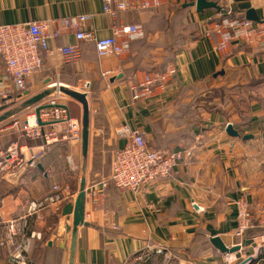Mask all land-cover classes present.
Listing matches in <instances>:
<instances>
[{"label": "crops", "instance_id": "0c3cea01", "mask_svg": "<svg viewBox=\"0 0 264 264\" xmlns=\"http://www.w3.org/2000/svg\"><path fill=\"white\" fill-rule=\"evenodd\" d=\"M118 1L112 0L113 4ZM193 1L166 0L159 10L143 14L121 12L119 22L140 23L146 32L127 58L100 59L94 44L85 42L80 59L70 64L57 49L76 43L74 35L51 43L53 52L45 58V70L32 79L23 103L46 91L49 80L59 76L61 86L69 87L65 92L78 93L86 100L83 103L66 93L59 101L79 123L80 138L67 141L63 123L41 127L37 140L26 138L16 124L25 120L26 109L0 123V156L11 147H17L20 154L16 173L0 176V264H12L9 250L1 246L10 223L15 221L16 228L24 230L26 222L32 230L33 221L23 220L28 205L51 194L54 185H68L72 197L59 211L47 210L36 223L42 239L27 245L24 237L17 236V242L27 245L32 264H133L132 258L139 256L142 260L137 264H225V255L211 239L221 238L228 248L239 243L234 235L236 202L242 198L250 204L256 227L246 235L245 247L235 254V264L257 254L264 244V50L236 46L225 58L217 54L213 43L200 35L201 25L217 12L214 9L197 13L187 5L184 17L197 30H189L186 22L178 32L173 30V8L184 10ZM216 1L218 6L225 2ZM231 2L239 15L247 18L253 13L259 22L263 18L264 0ZM104 4L105 0H0V25L87 14L92 16L87 29L102 38L111 35L112 26L103 14ZM170 62L177 66L175 79L152 98L135 103L130 86L148 69ZM118 66H122V74L106 76ZM254 80L262 84L259 98L253 97L249 105L246 122L235 120L228 104L210 111L195 106L193 96L206 84L223 81L229 87H244ZM13 110L18 108L9 111ZM51 112L43 110L42 114ZM86 112L89 137L84 150ZM228 124L241 136L253 135V139L229 136ZM123 126L144 132L152 149L184 151L186 157L170 178L138 193L110 186L103 206L96 207L94 190L100 191L101 182L110 177L114 154L126 143L118 136ZM82 180L86 181L87 225L78 229L74 244L68 230L73 215H64V209L75 203ZM256 264H264V259Z\"/></svg>", "mask_w": 264, "mask_h": 264}, {"label": "built area", "instance_id": "2783aa9c", "mask_svg": "<svg viewBox=\"0 0 264 264\" xmlns=\"http://www.w3.org/2000/svg\"><path fill=\"white\" fill-rule=\"evenodd\" d=\"M165 1L119 0L113 4L112 0H105L103 14L110 19L112 26L111 35L102 38H97L94 31L87 29L88 22L92 20V16L87 14L50 18L25 24L0 25V114L23 104L24 98L29 93L32 79L42 75L45 70V58L53 52L52 42L61 36L74 35L76 43L57 49L64 61L70 64L80 59L82 44L85 42L94 44L96 55L100 59L127 58L133 53L132 43L143 40L146 32L140 23L119 22V13L157 11ZM223 1L225 2L220 9L201 25V36L213 43L214 51L222 58L228 56L232 48L236 46L264 50V6L263 18L260 22H254L235 12L231 7V0ZM122 73V66H118L117 70L107 73L106 76ZM177 73V66L173 62L144 72L142 77L130 86L132 100L139 103L152 98L157 91L164 90L175 79ZM62 84L59 76L47 83V88L52 90V94L40 105L47 103L54 108L51 113L45 115L41 113V118L43 123L51 118L52 120L47 123L53 127L56 123L65 124L66 140L75 142L80 138L79 123L71 118L68 111L56 107L60 105V99L66 94L64 90H69L68 86L65 84L61 86ZM89 85L86 84L85 87L89 88ZM36 107L26 108L25 120L22 123L16 122L23 136L33 140L40 138V129L43 127L37 120ZM118 136L124 138L126 143L114 154L110 177L101 182L100 191L94 190L93 202L96 207L103 206L111 185L121 191L128 190L138 193L143 187L170 178L186 157L184 151L152 149L145 139L144 132L132 130L128 126H123L118 131ZM19 157L17 147H11L1 155L0 176L15 174L19 167ZM68 190V185L62 187L54 185L51 194L40 201L29 203L23 220L33 221L32 230L26 222L22 226L24 230H18L15 221L10 223L8 232L1 241V246L9 250L12 264H32L26 246L30 240L42 239V234L36 229V223L44 219L47 210L54 208L59 211L66 199L72 197L68 194ZM236 206L238 226L234 235L239 243L235 246H241L243 249L246 235L256 227V224L250 204L245 198L238 200ZM112 227L115 230L118 229L116 224ZM27 231H31L29 236L26 234ZM17 236L24 237L27 245L17 242ZM158 252L162 253V250ZM263 252L264 244L260 246L254 257H257L259 261ZM141 260L139 256L132 258L131 262L137 264ZM237 260L235 254L224 256L225 264H235Z\"/></svg>", "mask_w": 264, "mask_h": 264}, {"label": "water", "instance_id": "95a60500", "mask_svg": "<svg viewBox=\"0 0 264 264\" xmlns=\"http://www.w3.org/2000/svg\"><path fill=\"white\" fill-rule=\"evenodd\" d=\"M195 7V10L197 13H204L207 10L211 9H217L219 10V6L216 2L211 1V0H194L190 4L184 5V7ZM253 13H250L247 17V19L259 22L255 16L252 15ZM121 78V76L119 77ZM68 93V92H65ZM52 94V90H46L43 93L39 94L38 96H35L34 98H30L29 100L25 101L21 108L18 110H13L6 112L2 116H0V123L5 121L7 118L12 117L16 114L21 109H26L28 107L32 106H37L36 107V116L39 124L41 126L48 125L50 123H43L42 118H41V113L43 110H50L53 109L54 106L51 105H40L45 98H47L49 95ZM71 96L75 98H80L83 103L86 102L84 97H81L78 93L70 92L68 93ZM57 108H62L68 111V108L65 106L58 105L56 106ZM1 111V110H0ZM226 133L233 137V138H242L243 140L247 141L250 139H253V135H246V136H241L240 133L235 130L233 124H228L226 127ZM88 137H89V114L86 112L84 115V120H83V134H82V139H83V147L84 150L87 148V143H88ZM85 185L86 181L82 180L81 181V186H80V191L78 193L77 199L74 204H69L65 207L64 209V215H73V224L72 226L68 227V230L73 233V240L74 244L77 238V231L80 227L86 226L87 223L85 222V204H86V192H85ZM211 242L215 246V248L223 255H228V254H236L239 251L242 250L241 246H234L233 248H228L225 246L221 238L219 237H214L211 239ZM246 245V242L244 243V246ZM258 262L257 257L250 256L249 258L245 259L242 261L240 264H256Z\"/></svg>", "mask_w": 264, "mask_h": 264}, {"label": "rangeland", "instance_id": "374dc122", "mask_svg": "<svg viewBox=\"0 0 264 264\" xmlns=\"http://www.w3.org/2000/svg\"><path fill=\"white\" fill-rule=\"evenodd\" d=\"M150 12V11H147ZM153 12V11H152ZM172 12H176L174 19V27L173 30L178 32L182 23H190V19L184 17L185 11L181 8H173ZM142 12L140 14H143ZM195 24V23H194ZM165 64H158L156 68H160ZM262 83L260 80L252 81L250 86L242 87L241 84H238L234 87L230 84H226L223 81H217L213 83L206 84L200 91L197 92L193 97L195 98V106H202V109L205 111H210L213 109H220L221 107H226L227 104L230 106V112L235 120H241L242 122H246L247 119V111L251 101H253V97L259 98V88ZM74 88L72 87V90ZM75 91V90H74ZM80 94L82 92H79ZM253 94V95H252ZM197 97V99H196ZM17 108H21L20 105ZM203 110V111H204ZM4 114L1 113L0 115ZM171 264H175L172 262Z\"/></svg>", "mask_w": 264, "mask_h": 264}, {"label": "trees", "instance_id": "16d2710c", "mask_svg": "<svg viewBox=\"0 0 264 264\" xmlns=\"http://www.w3.org/2000/svg\"><path fill=\"white\" fill-rule=\"evenodd\" d=\"M211 1H214V2H216L217 4H218V1H216V0H211ZM188 9H189V7H187V8H185L184 9V11L185 12H187L188 11ZM219 9H220V4H219ZM159 10V9H158ZM215 11H218L217 9H214ZM123 13V12H122ZM119 15H120V13H119ZM188 24V23H187ZM188 28H189V30H197V25L196 24H194L193 22H191V24L189 23L188 24ZM201 35V34H200ZM135 43V42H134ZM134 43H132V45H131V47L133 48V46H134ZM246 47V46H245ZM156 67L157 66H154V67H152V68H150V69H148L147 71H152L153 69H156ZM204 110V109H203ZM205 111V110H204ZM230 112V111H229ZM231 114V113H230ZM111 186H113V185H111ZM264 259V252L262 253V255L260 256V260L261 259Z\"/></svg>", "mask_w": 264, "mask_h": 264}, {"label": "bare ground", "instance_id": "6f19581e", "mask_svg": "<svg viewBox=\"0 0 264 264\" xmlns=\"http://www.w3.org/2000/svg\"><path fill=\"white\" fill-rule=\"evenodd\" d=\"M59 86V85H58ZM34 98V97H33ZM17 113V112H16ZM46 123V122H45Z\"/></svg>", "mask_w": 264, "mask_h": 264}]
</instances>
